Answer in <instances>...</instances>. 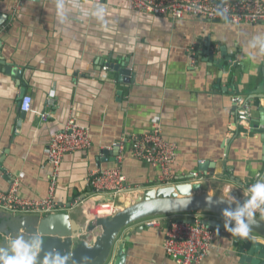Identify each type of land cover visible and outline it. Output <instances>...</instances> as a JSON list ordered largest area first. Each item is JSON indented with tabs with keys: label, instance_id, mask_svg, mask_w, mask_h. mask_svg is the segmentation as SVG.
<instances>
[{
	"label": "crops",
	"instance_id": "crops-1",
	"mask_svg": "<svg viewBox=\"0 0 264 264\" xmlns=\"http://www.w3.org/2000/svg\"><path fill=\"white\" fill-rule=\"evenodd\" d=\"M18 1L0 0V14L7 17L0 26V61L13 65L8 75L0 64V193L15 178L22 197L46 198L50 170L44 149L69 117L88 130L89 148L65 155L55 199L80 223L85 222L84 209L70 205L77 199L94 204L86 177L98 168H120L128 192L202 181L208 194L211 183H230L245 194L246 186L261 178L263 145L253 130L263 127L264 55L252 59L246 43L264 33V25L136 15L117 0H65L69 20L60 24L55 0H20L13 16ZM97 8L104 9L103 20L92 15ZM208 48L220 65L207 62ZM122 63L131 71L130 83H119L113 69L102 73V67ZM22 95L31 98L33 110L23 116ZM234 95L251 103L244 126L231 107ZM153 126L177 145L173 179L166 185H159L157 171L134 159L128 147L121 161L113 151L121 138ZM205 161L216 167L190 179ZM170 216L216 219L200 213ZM166 228V223L159 229L140 221L129 225L118 235L108 264L119 245L123 264H175L162 248ZM201 264L244 263L230 236L218 231Z\"/></svg>",
	"mask_w": 264,
	"mask_h": 264
},
{
	"label": "built area",
	"instance_id": "built-area-1",
	"mask_svg": "<svg viewBox=\"0 0 264 264\" xmlns=\"http://www.w3.org/2000/svg\"><path fill=\"white\" fill-rule=\"evenodd\" d=\"M100 3L103 0H90ZM118 5L136 15L168 16L174 20L184 15H191L209 22L226 21L235 26L264 25V0H117ZM21 1L15 3L12 15L19 13ZM227 9V19L220 12ZM110 70L102 67V73ZM32 100L24 96L19 105L21 113L33 112ZM49 104L51 102L49 101ZM231 107L235 118L243 126L251 118V103L245 102L239 95L231 98ZM44 120L46 114L40 115ZM90 137L88 130L68 118L62 128L55 133L46 148L44 155L46 165L50 170L48 195L44 199H27L19 194V182L9 179L6 191L0 193V212L12 215H32L44 217L48 214L65 210L55 199L56 185L60 175L61 164L65 155L89 148ZM117 149L115 158L121 161L127 147L128 153L136 160L143 162L157 171V182L166 185L173 179L172 167L177 158V145L164 139L159 126H153L148 132L131 137L121 138L114 145ZM193 178L198 173H193ZM86 182L92 191L93 205L87 206L89 199H77L71 207L80 206L84 209L86 221L93 218H109L118 210L113 201H103V197H112L129 191L126 178L120 168L94 169L89 171ZM246 186L245 196L248 188ZM171 216H156L143 219L141 225L148 229H159L163 223L167 228L164 232L162 248L167 257L175 264H201L212 248L218 230L208 228L198 222L189 224L182 219ZM257 218L264 219V214L257 213ZM197 220V219H196ZM255 239L256 237L251 236Z\"/></svg>",
	"mask_w": 264,
	"mask_h": 264
},
{
	"label": "water",
	"instance_id": "water-1",
	"mask_svg": "<svg viewBox=\"0 0 264 264\" xmlns=\"http://www.w3.org/2000/svg\"><path fill=\"white\" fill-rule=\"evenodd\" d=\"M7 17L0 14V26ZM221 51H223L221 49ZM207 62L212 65H220L212 57V52L207 49ZM230 58H225L229 61ZM4 66L3 71L10 75L13 65L0 61ZM110 69L117 73L119 83L131 82V71L128 64H111ZM17 77L21 76L18 71L14 72ZM264 73V69H263ZM24 96L22 95L21 98ZM20 105V103H19ZM264 114V112H260ZM21 116L25 113H20ZM260 125L263 127L254 129L253 133L260 135L262 143V155L264 158V118L262 116ZM114 153L116 148H113ZM216 165L212 162H202L198 165V177L207 175ZM204 174V175H203ZM264 178V173L261 176ZM190 179H193L191 176ZM212 194L207 193V183H176L168 187L151 188L144 191L127 192L112 197H104L103 201H113L119 210L109 218H93L88 222L80 223L71 219L65 212L52 213L44 217L31 215H12L0 212V244L8 236L18 233L40 235L43 252L47 253L57 250L61 255L69 257V264H108L115 250V242L120 232L143 219L156 216L179 215L189 213H204L213 215L216 219H186L184 222L194 224L198 222L208 228L217 229L230 236L234 249L240 255L244 264H264V219L255 218L257 224L253 226L251 236L240 240L232 237L224 230L222 211L227 207L226 203H216L219 199H225L227 190L231 189V195L241 203L246 199L244 193L237 190L230 183H211ZM212 199V203L208 202ZM27 238V236H26ZM42 252V256H43ZM123 246L117 247L113 264H123Z\"/></svg>",
	"mask_w": 264,
	"mask_h": 264
},
{
	"label": "clouds",
	"instance_id": "clouds-1",
	"mask_svg": "<svg viewBox=\"0 0 264 264\" xmlns=\"http://www.w3.org/2000/svg\"><path fill=\"white\" fill-rule=\"evenodd\" d=\"M55 8L59 23H66L69 20V9L65 0H55ZM82 11L84 15H88L87 11ZM92 15L98 20H103L104 9L97 8ZM220 15L227 19V9H223ZM246 48L250 50L249 55L252 59L264 55V33L251 36ZM231 191L228 189L226 198L216 202L227 204L222 211L224 230L240 240L249 239L253 226L257 224L255 219L257 213L264 214V178L257 179L248 188L243 203L232 196ZM208 202L212 203V199L208 198ZM42 252L43 245L39 234L18 233L15 236H8L3 244H0V264H69V257L61 255L57 250L43 252V256Z\"/></svg>",
	"mask_w": 264,
	"mask_h": 264
},
{
	"label": "rangeland",
	"instance_id": "rangeland-1",
	"mask_svg": "<svg viewBox=\"0 0 264 264\" xmlns=\"http://www.w3.org/2000/svg\"><path fill=\"white\" fill-rule=\"evenodd\" d=\"M104 198V197H103ZM89 201V200H88ZM180 215V214H179ZM181 215H189V214H181ZM202 215H208V214H204V213H202ZM85 222H87L86 221V219H85Z\"/></svg>",
	"mask_w": 264,
	"mask_h": 264
}]
</instances>
